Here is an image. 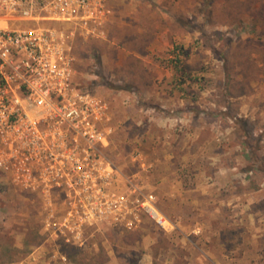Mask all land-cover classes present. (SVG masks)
<instances>
[{
    "label": "rangeland",
    "instance_id": "rangeland-1",
    "mask_svg": "<svg viewBox=\"0 0 264 264\" xmlns=\"http://www.w3.org/2000/svg\"><path fill=\"white\" fill-rule=\"evenodd\" d=\"M43 6L0 11V26L64 35L73 86L108 104L112 168L92 205L0 171V264H199L197 246L222 264H264V239L251 243L264 188L242 199L250 207L227 204L264 183V0H106L89 36ZM149 195L188 239L146 213Z\"/></svg>",
    "mask_w": 264,
    "mask_h": 264
},
{
    "label": "built area",
    "instance_id": "built-area-1",
    "mask_svg": "<svg viewBox=\"0 0 264 264\" xmlns=\"http://www.w3.org/2000/svg\"><path fill=\"white\" fill-rule=\"evenodd\" d=\"M34 1L0 0V11L29 18ZM41 1L87 36L106 17V0ZM66 41L44 27L0 26V171L15 187L71 191L70 205H92L111 174L109 109L73 86ZM139 201L158 226H171L152 195Z\"/></svg>",
    "mask_w": 264,
    "mask_h": 264
},
{
    "label": "crops",
    "instance_id": "crops-1",
    "mask_svg": "<svg viewBox=\"0 0 264 264\" xmlns=\"http://www.w3.org/2000/svg\"><path fill=\"white\" fill-rule=\"evenodd\" d=\"M263 186H264V183L259 182L258 183V188L256 190L251 189L250 192H245L244 194H241V195L239 193H237V192H234V193H232L233 197H231V198H229L227 200V204L231 205L234 208L237 207V206H240V205L244 206V207H250L252 201H249L247 199H245V201H243L242 199L245 196L249 195V194L252 195L253 193L255 194L256 192H259V191L263 190V188H264ZM219 202H220V204H224L222 201H219ZM216 211H218V209ZM248 215H252L253 218H255V213L253 211L249 210L248 211ZM180 218L182 220V217H180ZM168 219L171 221V226L168 227L167 232L168 233L169 232H174V231L175 232H179V233H181V236H182L183 239H188V237H189V235L191 233H186L187 230L184 227H181L183 225L181 224L182 222L179 220V218L175 219V220L174 219L172 220L170 218H168ZM259 223H260V221H259ZM255 225H257L256 221H254V226H253V228L256 231L254 230V232H252V236H251L252 241H251V243H255V237L264 239V223H263V227L261 225H258V226H255ZM261 227H262V231H260V232L257 231V228L260 229ZM192 232L194 234H198L199 231L197 229V230H192ZM195 245L196 244H194V246ZM221 245L222 244H220V246ZM197 247L201 251V254H200L201 256L199 258L200 259L199 260V264H222V262L218 261L217 259H215L211 255V252L209 250H206L204 248H200L199 246H197ZM246 264H256V262L255 261H249V262H246Z\"/></svg>",
    "mask_w": 264,
    "mask_h": 264
},
{
    "label": "trees",
    "instance_id": "trees-1",
    "mask_svg": "<svg viewBox=\"0 0 264 264\" xmlns=\"http://www.w3.org/2000/svg\"><path fill=\"white\" fill-rule=\"evenodd\" d=\"M239 21H240V23H243V20H239ZM251 26L252 27L248 30V32L256 33L258 28H257V25H255L254 17L251 18ZM174 67H175L177 72L182 73L181 77H184V75L186 74V68H185L184 64L180 63V61H176ZM254 170H256V167L253 169H251V168L248 169L249 172H255ZM250 182H251L250 184L252 185V189L256 190L258 188V184H255L254 181H250Z\"/></svg>",
    "mask_w": 264,
    "mask_h": 264
}]
</instances>
